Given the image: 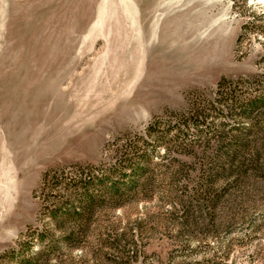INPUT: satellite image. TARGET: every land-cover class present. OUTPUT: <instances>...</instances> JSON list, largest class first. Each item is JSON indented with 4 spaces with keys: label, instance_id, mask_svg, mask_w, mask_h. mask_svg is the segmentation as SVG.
<instances>
[{
    "label": "rangeland",
    "instance_id": "374dc122",
    "mask_svg": "<svg viewBox=\"0 0 264 264\" xmlns=\"http://www.w3.org/2000/svg\"><path fill=\"white\" fill-rule=\"evenodd\" d=\"M262 10L264 0H0V264H264V107L221 112L231 101L214 93L222 79L241 100L264 93V34L241 39ZM208 104L218 109L206 125L176 137L173 113ZM150 123L140 184L108 195L81 248L65 249L35 195L43 175L109 166L128 142L112 143ZM44 230L42 247L29 236Z\"/></svg>",
    "mask_w": 264,
    "mask_h": 264
},
{
    "label": "trees",
    "instance_id": "16d2710c",
    "mask_svg": "<svg viewBox=\"0 0 264 264\" xmlns=\"http://www.w3.org/2000/svg\"><path fill=\"white\" fill-rule=\"evenodd\" d=\"M260 21H264L263 10L248 22L241 39L247 35V30L264 34L263 27L257 24ZM238 90V85L233 80L222 79L218 83L215 95L220 96V99L228 97L226 100H221L220 103L225 105L231 101L227 107L223 106L221 112H224L225 108H229L231 113L241 110L240 114L246 116L251 114L248 111L252 112L254 109L264 107V93H256L253 99L241 100L236 95ZM209 106L212 107L211 110L218 109L214 105L208 104L204 105L203 109H191L184 114L173 113L180 120V126L173 129V131L177 130L176 137L186 135L181 126L198 128L206 125V112ZM155 132H157L155 123H150L144 131V135L126 134L116 139L112 145H121L126 140L128 143H126L124 151H118L116 161L109 166L101 164L100 166L75 167L74 173H69L66 169L50 170L43 175L35 195L44 196V206L45 202H48V214L56 222L55 231L59 235L61 246L71 251L81 248V244L85 242L93 229L92 218L96 215L98 205L107 200L108 195L112 199L119 198L123 195L124 189L140 184L149 162V157L140 144L142 141L146 142V139L153 138ZM130 137L134 139L130 140ZM29 237L32 240H37L42 247L45 243L51 242L49 232L45 230L41 233L34 231ZM47 246L43 248L46 251H42V257L46 262H48L50 253L56 248L55 245ZM22 264H35V261L32 258H27L22 261Z\"/></svg>",
    "mask_w": 264,
    "mask_h": 264
}]
</instances>
